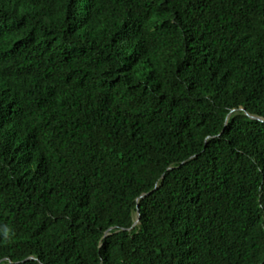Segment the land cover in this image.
I'll return each mask as SVG.
<instances>
[{
    "label": "trees",
    "instance_id": "1",
    "mask_svg": "<svg viewBox=\"0 0 264 264\" xmlns=\"http://www.w3.org/2000/svg\"><path fill=\"white\" fill-rule=\"evenodd\" d=\"M0 264H264V0H0Z\"/></svg>",
    "mask_w": 264,
    "mask_h": 264
},
{
    "label": "water",
    "instance_id": "2",
    "mask_svg": "<svg viewBox=\"0 0 264 264\" xmlns=\"http://www.w3.org/2000/svg\"><path fill=\"white\" fill-rule=\"evenodd\" d=\"M252 117H253V118H258V117H256V116H252ZM147 194H148V193L143 194L142 196H140V198L146 196ZM138 222H139V217H138V219L134 222V225H136ZM134 225H133V226H134Z\"/></svg>",
    "mask_w": 264,
    "mask_h": 264
},
{
    "label": "clouds",
    "instance_id": "3",
    "mask_svg": "<svg viewBox=\"0 0 264 264\" xmlns=\"http://www.w3.org/2000/svg\"><path fill=\"white\" fill-rule=\"evenodd\" d=\"M258 118H259V117H258ZM138 217H140L139 214H138ZM138 217L135 219V221L138 219ZM133 225H134V224H133ZM5 233H7V230H5Z\"/></svg>",
    "mask_w": 264,
    "mask_h": 264
}]
</instances>
